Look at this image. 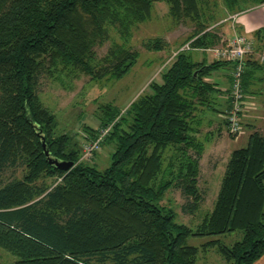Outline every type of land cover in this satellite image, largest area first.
Listing matches in <instances>:
<instances>
[{"label": "trees", "instance_id": "16d2710c", "mask_svg": "<svg viewBox=\"0 0 264 264\" xmlns=\"http://www.w3.org/2000/svg\"><path fill=\"white\" fill-rule=\"evenodd\" d=\"M158 2L167 5L173 27L188 22L193 32L174 50L163 38L142 43L152 54H170L167 65L123 112L98 106L96 128L83 131L90 142L110 127L99 146L111 147L110 163L99 169L81 160L75 134L57 133L56 116L38 94L39 81L46 77L64 86L82 77L96 84L121 79L139 57L128 43L132 31ZM263 3L0 0V249L14 256L15 264H197L209 249L228 264L259 260L264 255V137L257 132L231 153L213 209L196 231L178 223L174 209L162 201L178 189L186 200L182 211H198L205 143L196 137L197 113L223 114L227 108L216 107L219 90L205 79L226 67L231 83L233 64L194 63L189 52L219 44L209 28L220 20V5L231 13ZM251 37L254 50L264 51V29ZM186 45L189 50H181ZM102 48L99 56L96 49ZM244 65L245 93L257 62ZM64 75L67 79L60 80ZM40 136L50 157L73 163L69 171L48 164ZM235 231L242 236L230 247L217 240L187 245L190 237Z\"/></svg>", "mask_w": 264, "mask_h": 264}, {"label": "rangeland", "instance_id": "374dc122", "mask_svg": "<svg viewBox=\"0 0 264 264\" xmlns=\"http://www.w3.org/2000/svg\"><path fill=\"white\" fill-rule=\"evenodd\" d=\"M187 32V27H182L181 25L173 27L168 15L167 5L164 2H158L154 4L149 19L135 27L132 31V36L128 43L132 49L139 53V57L136 64L121 79L102 81L96 84L89 81L87 77H82L80 79H71L70 81L66 80L63 86L59 81L56 82L42 77L39 81L38 94L43 105L49 108L56 116L57 133H73L78 137L81 145H84L86 134L83 130L85 127L96 128L95 124L97 121L94 114H97L98 106L107 104L113 106L115 110L123 112L139 95L147 91L148 83L160 71L158 70L160 63L155 58L150 59L154 54L145 51L142 43L153 38L165 37L168 41H172L170 43L176 47L189 36L186 35ZM220 39L219 44L214 48L221 47L222 41L228 40ZM248 39H252V37ZM96 51L100 56L105 52V48L96 49ZM256 52L257 50H254L252 55L256 54ZM164 55L165 59L170 54L167 55L166 53ZM262 55H264V51L259 54V60ZM62 78H66L65 75L60 77V80ZM219 117L222 119V114H219ZM213 125L215 126L216 123L211 120L212 127H200L199 140L206 143L207 146L204 145V157L199 161L200 172L197 181L202 202L198 211L193 215L185 214L182 211L181 208L186 203V200L178 189L170 190L162 201L163 205L174 209L178 223L195 231L199 228L205 213L213 209V204L216 200L231 153L236 149L244 148V145H241L238 139L244 136H248L249 138L254 132H257L261 136L264 135V130L249 131L247 125L243 124V134L240 136L241 138L239 137L236 140L232 139L227 131H224L222 128L218 131H212V136L210 135V130L215 129ZM234 140L235 142H233ZM111 152V147L105 144L99 147L94 154L92 153L88 160L83 161L99 169H104L109 166V154ZM189 153L192 157L195 155L192 151ZM46 182L49 185L54 184L53 180H47ZM241 236L242 233L239 231L219 236H195L187 240V245L200 247L210 240H217L222 245L230 247L240 240ZM197 260V264H228L217 253L216 249H209L206 253L200 254ZM16 261L17 259L14 256L0 249V264H15Z\"/></svg>", "mask_w": 264, "mask_h": 264}, {"label": "crops", "instance_id": "0c3cea01", "mask_svg": "<svg viewBox=\"0 0 264 264\" xmlns=\"http://www.w3.org/2000/svg\"><path fill=\"white\" fill-rule=\"evenodd\" d=\"M214 9V7H211ZM220 20L213 24L209 30L216 35L218 38L230 39L234 35L244 36L246 38H251L254 32L264 29V3L260 5H255L253 7H245L241 11L229 12L224 6L220 5L219 10ZM182 27H187L188 32L186 35H190L193 32V25L191 23H185L181 25ZM167 37V36H166ZM173 50L175 47L168 41L167 38H163ZM190 58L194 63H204L209 65L212 62L216 61L213 53L207 50L191 51ZM261 51L256 52V54L247 56L244 60L247 61L252 59L254 62H257V68L253 70L252 77H250V83L248 89L245 92L246 99L250 103L249 110L243 118V124L247 125L249 131H258L264 130V61L258 59ZM166 53H155L150 57V59L155 58L160 63L158 70H161L165 65H167L169 57L165 59ZM229 69L220 68L216 71H213L205 81L215 84L216 88L219 90V95L215 99L216 107L222 108L226 106V93L230 88L229 83ZM218 105V106H217ZM197 116L199 118V123L197 126L199 128L212 127L211 120H213L216 125L214 130H210V135L212 131H218L221 128L226 131L222 121L219 117V114H213V112L198 111ZM213 127V128H214ZM213 136V135H212ZM264 136V135H263ZM199 138V134L196 135ZM241 138V137H240ZM248 136H244L241 139H238L241 145L246 146ZM235 142V140L233 141ZM207 146V144H204ZM204 146V150H205ZM207 149V147H206ZM204 157V152L201 158ZM93 159V158H92ZM221 185V184H220ZM254 264H264V255Z\"/></svg>", "mask_w": 264, "mask_h": 264}, {"label": "built area", "instance_id": "2783aa9c", "mask_svg": "<svg viewBox=\"0 0 264 264\" xmlns=\"http://www.w3.org/2000/svg\"><path fill=\"white\" fill-rule=\"evenodd\" d=\"M181 50H189L188 45ZM216 60L230 62L233 64L231 71V83L229 93L226 96L228 102L227 108L222 114V120L228 135L232 139L239 138L244 131L243 118L249 110L250 103L246 99V95L242 89V77L245 70V58L254 53L253 43L250 39L234 35L226 41H222L221 47L210 49ZM264 59V55L260 56V60ZM110 127L100 131L98 137L94 141L82 144L81 160H88L100 146L103 138L108 133ZM83 158V159H82Z\"/></svg>", "mask_w": 264, "mask_h": 264}, {"label": "water", "instance_id": "95a60500", "mask_svg": "<svg viewBox=\"0 0 264 264\" xmlns=\"http://www.w3.org/2000/svg\"><path fill=\"white\" fill-rule=\"evenodd\" d=\"M195 75H196V73H194V76ZM40 138H41V145H42V149H43V154H44L45 159L48 162V164L56 167L57 169H59L61 171H69L73 167V163L68 162V161H61V160L50 157L49 151L47 150L46 145H45L44 137L40 136Z\"/></svg>", "mask_w": 264, "mask_h": 264}]
</instances>
